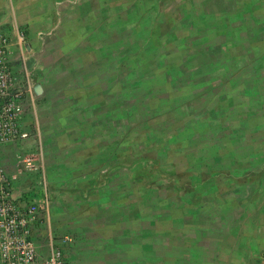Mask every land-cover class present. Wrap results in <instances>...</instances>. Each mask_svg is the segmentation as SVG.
Wrapping results in <instances>:
<instances>
[{"label":"rangeland","instance_id":"obj_1","mask_svg":"<svg viewBox=\"0 0 264 264\" xmlns=\"http://www.w3.org/2000/svg\"><path fill=\"white\" fill-rule=\"evenodd\" d=\"M79 196L113 264H264V0H0V264H68Z\"/></svg>","mask_w":264,"mask_h":264},{"label":"crops","instance_id":"obj_2","mask_svg":"<svg viewBox=\"0 0 264 264\" xmlns=\"http://www.w3.org/2000/svg\"><path fill=\"white\" fill-rule=\"evenodd\" d=\"M253 33L252 35H254ZM84 136V133L81 136L77 134L74 143L70 142L69 147H73V152H75V154H71L72 156H65V152L71 151V149L62 150L60 146L54 147V144L49 148V144L47 145L45 142L47 152L49 150L54 153L53 158L49 156L48 159V172L52 181H59V167L84 165L87 160L86 144L82 142ZM80 140L81 142H79ZM79 177L77 176V180L80 181ZM20 186L22 183H18V187ZM77 193L80 192L77 191ZM55 201L54 207L52 206L51 229L53 233L60 236L70 234L74 238L73 243L65 251L68 264H113L120 259L123 260V263L125 262L124 256H121L123 252L119 254L120 250L116 248V243L120 242L122 245L125 243L124 210H121L122 221H120V209H117V218L109 217L112 210H107V208L98 207L95 213L90 212L81 196L73 201L70 207L64 206L58 200ZM100 215L101 219L96 218ZM43 228L42 225L38 226L37 232L41 230V233L36 241L39 243L40 253L46 256L50 252V244L48 230H43ZM119 256L121 257L119 258ZM261 259V262L264 263V257Z\"/></svg>","mask_w":264,"mask_h":264}]
</instances>
